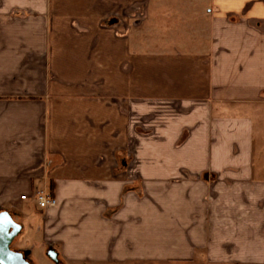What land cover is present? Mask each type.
<instances>
[{
  "label": "crops",
  "instance_id": "obj_1",
  "mask_svg": "<svg viewBox=\"0 0 264 264\" xmlns=\"http://www.w3.org/2000/svg\"><path fill=\"white\" fill-rule=\"evenodd\" d=\"M4 212L30 264H264V0H0Z\"/></svg>",
  "mask_w": 264,
  "mask_h": 264
},
{
  "label": "water",
  "instance_id": "obj_2",
  "mask_svg": "<svg viewBox=\"0 0 264 264\" xmlns=\"http://www.w3.org/2000/svg\"><path fill=\"white\" fill-rule=\"evenodd\" d=\"M7 221V225H0V264H30L18 254L10 249V244L17 232L18 226L7 213L0 215V222ZM13 226L14 230L9 232V228Z\"/></svg>",
  "mask_w": 264,
  "mask_h": 264
},
{
  "label": "rangeland",
  "instance_id": "obj_3",
  "mask_svg": "<svg viewBox=\"0 0 264 264\" xmlns=\"http://www.w3.org/2000/svg\"><path fill=\"white\" fill-rule=\"evenodd\" d=\"M139 44H140L139 47L140 51L150 50V29H147L146 26H144L139 30ZM140 148H150V142L140 141ZM32 208L34 209V207ZM32 208H27V209L31 210Z\"/></svg>",
  "mask_w": 264,
  "mask_h": 264
},
{
  "label": "built area",
  "instance_id": "obj_4",
  "mask_svg": "<svg viewBox=\"0 0 264 264\" xmlns=\"http://www.w3.org/2000/svg\"><path fill=\"white\" fill-rule=\"evenodd\" d=\"M21 198L26 199L27 195L24 194L21 196ZM35 199L40 208H48L55 205V200L48 190H39L36 193Z\"/></svg>",
  "mask_w": 264,
  "mask_h": 264
}]
</instances>
